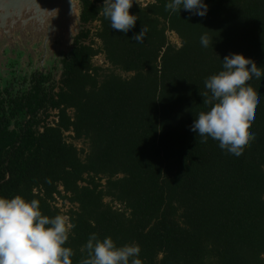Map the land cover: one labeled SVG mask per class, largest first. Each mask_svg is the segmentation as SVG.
<instances>
[{
  "label": "trees",
  "instance_id": "obj_1",
  "mask_svg": "<svg viewBox=\"0 0 264 264\" xmlns=\"http://www.w3.org/2000/svg\"><path fill=\"white\" fill-rule=\"evenodd\" d=\"M80 1L83 29L52 98L58 121L42 133L12 128L0 103V196L35 198L42 214L66 216L73 264L86 258L91 233L139 245L142 264H264V78L249 82L260 103L248 129L255 140L239 158L189 130L225 55L252 59L264 77V0H205V17L135 1L127 34L98 14L102 0ZM99 55L108 69L95 65Z\"/></svg>",
  "mask_w": 264,
  "mask_h": 264
},
{
  "label": "clouds",
  "instance_id": "obj_2",
  "mask_svg": "<svg viewBox=\"0 0 264 264\" xmlns=\"http://www.w3.org/2000/svg\"><path fill=\"white\" fill-rule=\"evenodd\" d=\"M134 3L135 0H102L98 14L110 21L113 30L127 34L138 19L130 12ZM164 7L170 14L184 10L199 17H205L209 10L205 0H166ZM146 32L142 24L130 39L143 43ZM199 42L208 48L212 38L204 33ZM262 78L260 68L252 59L241 53L225 55L221 70L204 80L205 91L200 95L206 110L195 114L189 130L201 143L211 138L226 154L239 158L255 140V133L248 129L260 103V95L249 82ZM73 227L64 215L42 214L38 199L0 196V264H73V250L65 246ZM83 250L86 258L79 264H142L139 245H117L110 236L101 239L91 233Z\"/></svg>",
  "mask_w": 264,
  "mask_h": 264
},
{
  "label": "water",
  "instance_id": "obj_3",
  "mask_svg": "<svg viewBox=\"0 0 264 264\" xmlns=\"http://www.w3.org/2000/svg\"><path fill=\"white\" fill-rule=\"evenodd\" d=\"M80 0H0V78L45 75L83 29ZM14 65V68L11 66Z\"/></svg>",
  "mask_w": 264,
  "mask_h": 264
},
{
  "label": "flooded vegetation",
  "instance_id": "obj_4",
  "mask_svg": "<svg viewBox=\"0 0 264 264\" xmlns=\"http://www.w3.org/2000/svg\"><path fill=\"white\" fill-rule=\"evenodd\" d=\"M63 60L60 62L62 66ZM11 67L14 68V65ZM16 73L14 70L11 71V77H7L0 88V103L2 102V107L8 111L6 117L10 118L13 114V118H10V127L14 128L15 124L23 123L25 127L38 129L42 133L44 127L58 121L59 111L53 108L52 98L57 101V95L60 93L63 67L60 69L55 63L46 75L32 72L30 76L16 78L14 77ZM30 103L33 104L34 116L29 114Z\"/></svg>",
  "mask_w": 264,
  "mask_h": 264
},
{
  "label": "rangeland",
  "instance_id": "obj_5",
  "mask_svg": "<svg viewBox=\"0 0 264 264\" xmlns=\"http://www.w3.org/2000/svg\"><path fill=\"white\" fill-rule=\"evenodd\" d=\"M139 3H141L142 5H146L150 2H152L153 0H135ZM96 28L98 27V24H94L93 26H90V29H92V32H95V29L93 28ZM168 35V39L169 41L177 46V47H180V40L178 38L177 35H175L174 33H170L168 32L167 33ZM94 63L96 66H99V67H102L103 69H108L109 68V65L106 63L105 61V57L103 55H99L98 57H96L94 59ZM2 83H4V79L3 78H0V88L2 86ZM68 135H71L70 133H67L66 136ZM69 142H72V140H68ZM75 146L78 148V149H84L85 151H87V145L84 144L82 141H79V142H74ZM64 213H66L69 209V204L67 203H63L61 201L58 202V205H57Z\"/></svg>",
  "mask_w": 264,
  "mask_h": 264
}]
</instances>
